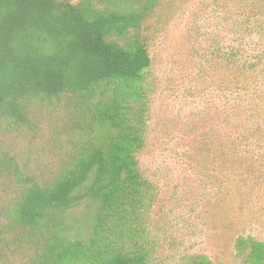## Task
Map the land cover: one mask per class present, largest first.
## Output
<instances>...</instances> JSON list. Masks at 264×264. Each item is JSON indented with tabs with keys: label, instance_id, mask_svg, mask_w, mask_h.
<instances>
[{
	"label": "trees",
	"instance_id": "16d2710c",
	"mask_svg": "<svg viewBox=\"0 0 264 264\" xmlns=\"http://www.w3.org/2000/svg\"><path fill=\"white\" fill-rule=\"evenodd\" d=\"M164 1L0 0V127L27 125L36 102L67 99L87 137L48 183L0 157L13 185L0 264H157L158 192L141 158L153 106L151 20ZM229 1L241 20L218 44L225 64H210L224 75L227 138L208 152L226 157L220 182L250 190L264 186V0ZM233 243L242 264H264V240L241 234ZM186 264L217 262L190 255Z\"/></svg>",
	"mask_w": 264,
	"mask_h": 264
},
{
	"label": "rangeland",
	"instance_id": "374dc122",
	"mask_svg": "<svg viewBox=\"0 0 264 264\" xmlns=\"http://www.w3.org/2000/svg\"><path fill=\"white\" fill-rule=\"evenodd\" d=\"M237 20L241 12L229 0H165L151 20L153 106L141 168L158 192L152 217L160 245L157 264H186L190 255L242 264L231 253L234 238L264 240V186L260 182L248 190L223 184L226 157L208 152L227 138L217 85V77L224 75L217 76L210 66L225 64L218 44L227 45ZM85 124L67 99L36 102L27 125L0 127V157L15 156L48 183L80 152L87 140ZM12 186L0 170V225ZM239 208L241 216H232ZM251 213L259 219L249 218ZM81 215L76 211L73 217Z\"/></svg>",
	"mask_w": 264,
	"mask_h": 264
}]
</instances>
